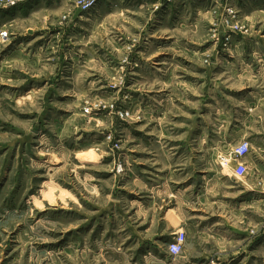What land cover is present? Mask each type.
Here are the masks:
<instances>
[{
  "label": "clouds",
  "instance_id": "9594fccd",
  "mask_svg": "<svg viewBox=\"0 0 264 264\" xmlns=\"http://www.w3.org/2000/svg\"><path fill=\"white\" fill-rule=\"evenodd\" d=\"M17 3L0 69L46 83L0 89V264H264V0Z\"/></svg>",
  "mask_w": 264,
  "mask_h": 264
},
{
  "label": "rangeland",
  "instance_id": "374dc122",
  "mask_svg": "<svg viewBox=\"0 0 264 264\" xmlns=\"http://www.w3.org/2000/svg\"><path fill=\"white\" fill-rule=\"evenodd\" d=\"M31 5L29 4V0H18L17 5L13 6V8H23V12L24 15L27 16L28 14V9ZM165 5L162 4L161 5V9L157 10V15L159 14V11H161L163 9ZM0 13H3V16H0V20H3L5 23H7V21L11 18V19H15L16 13L15 11H13L12 8L9 9H0ZM78 19V15L76 17ZM7 30V29H5ZM59 31L58 28L56 27H49V28H45L43 30H36V31H29V33L27 34L28 37H33L36 35H44L45 33H55ZM67 34V33H66ZM27 37H21V39H26ZM12 43H16V41H12ZM44 41H37V44H43ZM12 47V44H9L7 48H4L3 45H0V48H3V52H0V55H3L5 52L8 51L9 48ZM33 48L36 47V45L32 46ZM206 47V45H205ZM222 47V45H221ZM57 55H60V59H61V63L63 62V56L61 53H57ZM156 59H159V57H157ZM5 72L10 73L9 75V79L13 80V84L9 85V84H0V89H11L13 92H17L22 94L23 92H25L26 90H30L32 85H40L42 86L44 83H46V81L42 78V77H31L29 75H27L25 72H21L19 68H7V67H3L2 69H0V75H3ZM23 79L24 83L22 84H17L15 83L16 81ZM54 94V89H49L47 91V93L45 94V100L48 101V106L45 109V111L43 113H40V119L37 125V129L39 127L44 126L45 123V119L47 118L48 112L51 110H55L51 107V97ZM4 101L2 99H0V104H3ZM29 104L35 103V101H28ZM19 106H24V101H21ZM16 118L18 120L21 121H26L28 119L31 118H35L38 114L35 112H15L13 110V113ZM0 126H3V131L8 132L9 129L11 130L12 133H17L19 131V127L15 124H13L11 121H6V120H0ZM17 145H19V152H20V156L21 158L23 157V153L25 151V146H27L28 150L30 151L31 148L33 147L32 141L30 139L28 140H17L15 142ZM9 149H11L9 151ZM4 153H8V155L5 157V162L3 165V168L0 169V189L4 188L7 185L8 179H9V173L11 172V167L10 164H12L15 159H16V153H17V147H13L12 145L8 144V143H3L0 144V155H3ZM86 157H89V154H85ZM108 159V158H105ZM101 175H110V173H101ZM19 179V173H17V177L16 180L18 182ZM56 193V188L54 186H49V194L50 195H55ZM15 195V190H13L12 193H10L7 197V200L5 201V203H7L8 201H11L13 199ZM61 211H65V210H61ZM173 222H176L177 217L175 215H173L171 217ZM213 219H216L215 217ZM84 227H88V225H84ZM239 235H246V233H239ZM47 247V246H45ZM7 254V253H5Z\"/></svg>",
  "mask_w": 264,
  "mask_h": 264
},
{
  "label": "built area",
  "instance_id": "2783aa9c",
  "mask_svg": "<svg viewBox=\"0 0 264 264\" xmlns=\"http://www.w3.org/2000/svg\"><path fill=\"white\" fill-rule=\"evenodd\" d=\"M228 164H229V161L225 160V161H224V168H225V170H227V168H228Z\"/></svg>",
  "mask_w": 264,
  "mask_h": 264
},
{
  "label": "crops",
  "instance_id": "0c3cea01",
  "mask_svg": "<svg viewBox=\"0 0 264 264\" xmlns=\"http://www.w3.org/2000/svg\"><path fill=\"white\" fill-rule=\"evenodd\" d=\"M245 195H246V193H245Z\"/></svg>",
  "mask_w": 264,
  "mask_h": 264
}]
</instances>
